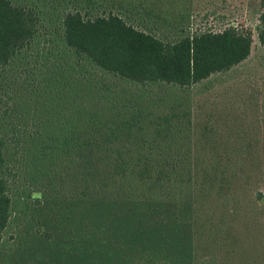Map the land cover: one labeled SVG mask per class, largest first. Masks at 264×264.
I'll use <instances>...</instances> for the list:
<instances>
[{"label":"rangeland","instance_id":"374dc122","mask_svg":"<svg viewBox=\"0 0 264 264\" xmlns=\"http://www.w3.org/2000/svg\"><path fill=\"white\" fill-rule=\"evenodd\" d=\"M14 1L34 9L39 25L33 50L10 72L12 80L30 84L31 90L41 79L46 83L52 71L61 79L67 73L63 67H70L66 79L82 80L57 94L51 115L71 107L82 112L79 119L54 122L51 133L62 125L86 129L105 120L107 126L137 122L143 130H126L113 139L127 147L125 156L165 161L174 158L176 148L191 180L186 174L184 181L140 188L132 176L123 181L110 169L85 172L66 153L38 161L36 151L14 154L11 147L12 204L0 239V264H100L109 250L112 264H264V45L257 31L264 0H97L165 40L229 26L252 32L246 60L188 88L138 86L79 59L63 35L62 13L74 7L67 1ZM119 3L130 10H120ZM45 95L37 93L47 105ZM63 95L74 104H66ZM137 113L141 121L132 119ZM173 114L174 136H154L157 123L162 126L161 119ZM154 140L161 145L150 152ZM108 155L93 148L90 160ZM138 190L147 191V201ZM98 204L105 214L98 213ZM111 213L122 219L107 220ZM72 240L83 252L78 260Z\"/></svg>","mask_w":264,"mask_h":264},{"label":"trees","instance_id":"16d2710c","mask_svg":"<svg viewBox=\"0 0 264 264\" xmlns=\"http://www.w3.org/2000/svg\"><path fill=\"white\" fill-rule=\"evenodd\" d=\"M64 1L74 6L73 9L62 13L61 17L63 35L69 49L79 59L88 60L99 69L138 86L166 84L188 88L214 73L231 69L246 60L252 51V32L234 26L221 31H194L175 40H165L133 25L123 14L113 11V8L109 7L107 11V5L97 0ZM119 5L120 10H130L125 3ZM99 8L104 9L96 12ZM38 20L36 11L31 7L18 4L14 0H0V239L8 226L12 204L9 193L11 147L15 148L14 154L25 153V148L30 152L36 151L34 156L38 161L52 162L57 154L66 153L71 156V161L80 163L85 172H103L110 169L123 181L132 176L140 188L149 183L157 186L160 181L166 183L184 181L186 174L188 181L191 180L190 173L183 171L186 161L176 158L178 153L176 148L173 150L174 158L168 160L165 158V161L144 156L128 159L125 156L129 152L127 147L119 146L113 139L126 130L131 134L138 128L143 130L144 128L137 122L128 124V120L124 119L115 126H107L105 120L103 126L94 122L93 126L88 125L86 129L80 124L74 127L62 125L59 128L60 133L59 129L51 133L54 130L52 129L54 122H73L74 119H79L82 112L72 110L71 107L62 111L61 116L58 113L54 117L51 115L54 112L53 104L58 100L57 94L61 90L70 92L73 90L71 85L81 84L82 80L74 75L65 78L70 67L61 68L62 71H67L61 74V79H56V71L50 72L46 83L42 81L47 78L41 79L38 84L32 85L31 90L30 84L22 87L12 80L10 72L33 50L38 33ZM257 31L259 40L264 45V14L261 15ZM23 92L26 94L25 97L22 96ZM37 93L49 95H45V99H49L47 105ZM64 97L66 104L69 106L74 104L69 95ZM142 116V113H137L132 119L141 121ZM175 117L173 114L171 117L162 118L160 122L163 125L157 123L153 135L167 139L173 137L174 126L171 122ZM32 120L34 128L29 126ZM81 132H84V137L80 135ZM99 135L104 139L95 143L94 140ZM82 138L87 141L80 143ZM39 140L44 141L43 145L38 142ZM155 144L157 147L161 145L154 140L150 145L139 143V146L149 145L151 152ZM93 148H99L103 153L109 154L108 158L100 162L90 160ZM73 154L79 155L80 158L85 156L76 159ZM110 154H113V157ZM136 192L140 194L139 197L147 199L143 195L147 191ZM104 212L105 209L98 204V213L103 215ZM112 216L122 219L121 213L117 215L111 213L107 220ZM72 241L70 247L76 248L75 260H78L83 252L76 244L78 241H73V244ZM107 247L109 248V244ZM106 256L109 257L100 264H112L113 255L110 254V250L105 253Z\"/></svg>","mask_w":264,"mask_h":264}]
</instances>
